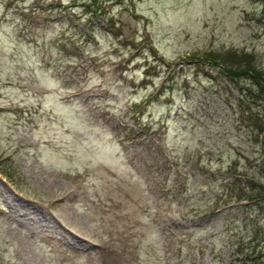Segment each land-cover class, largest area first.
Instances as JSON below:
<instances>
[{"label":"rangeland","instance_id":"rangeland-1","mask_svg":"<svg viewBox=\"0 0 264 264\" xmlns=\"http://www.w3.org/2000/svg\"><path fill=\"white\" fill-rule=\"evenodd\" d=\"M229 51L264 72V0H0V264L264 261V95L197 63Z\"/></svg>","mask_w":264,"mask_h":264},{"label":"trees","instance_id":"trees-1","mask_svg":"<svg viewBox=\"0 0 264 264\" xmlns=\"http://www.w3.org/2000/svg\"><path fill=\"white\" fill-rule=\"evenodd\" d=\"M81 6H84V4L79 5V7ZM234 54L235 53L232 51L222 53L206 52L202 56H198V58H201L202 60H199V62L197 63L200 65H207L212 68L219 67L221 71H226L227 74L230 75L231 80L236 82L237 84L239 83V81L251 79L252 83H254L253 85H257L258 95H264V72L254 66L253 61L251 60L250 56H247V54H244L242 56L245 60L244 63L240 64L237 62H232ZM195 59H193V61H195ZM231 65L238 67L235 68ZM251 89L252 88H248L247 91L249 93L245 95L246 97H249V95L253 96ZM257 185L258 182H253L252 188L250 190L256 189ZM251 264H264V261L259 258H255V260L252 261Z\"/></svg>","mask_w":264,"mask_h":264}]
</instances>
